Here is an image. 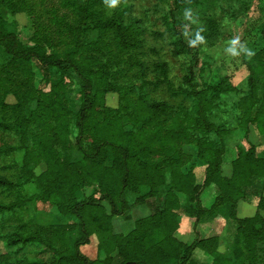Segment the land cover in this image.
I'll return each mask as SVG.
<instances>
[{
    "label": "trees",
    "instance_id": "16d2710c",
    "mask_svg": "<svg viewBox=\"0 0 264 264\" xmlns=\"http://www.w3.org/2000/svg\"><path fill=\"white\" fill-rule=\"evenodd\" d=\"M118 1L124 7L107 18L96 10L107 0H66L65 7L78 17L80 26L67 25L73 47L62 54L47 36H43V41L35 40L33 46L22 43L9 29L2 9L7 8L16 16L28 13L30 7L25 0H0V111L11 112L14 117L11 124L0 121V131L15 134L20 143L0 147V161L23 153L18 181L0 176V189L15 191L32 182L38 191L28 199L0 204V216H17L26 207L42 203L79 221L78 227L57 224L51 232H35L28 224H21L18 231L4 238L6 249L16 259H0V264H189L197 249L212 257V264H264V157L258 155V145L238 148L231 176L224 175L225 142L231 132L214 125L209 114L215 102L235 88L228 78H219L206 89L195 83L201 65L200 51L217 32L213 19H207L209 35H196L189 43L177 27L175 14L192 2L173 0L167 18L172 25L173 55H192L194 59L185 77L187 88H174L166 63L155 66L158 77L154 83L143 79L142 69L138 75L142 80L139 103L133 106L132 128L126 130L118 111L106 109L103 115L97 111L101 98L117 89L109 83L108 66L85 55L98 49L82 40L85 32L92 29L102 36L112 35L121 51L141 48L144 30L139 20L129 17L128 2L133 0ZM255 59L263 63L260 57ZM241 60L249 72L247 135L251 126L264 136V92L258 98L259 82L264 83V66L246 60L244 53ZM33 66L42 76L38 88L34 85ZM56 72L60 73L57 78ZM15 74L23 76L20 84ZM72 75L81 79V107L69 120L71 112L65 104L64 91L72 84ZM149 85H165L173 97L191 99L195 102V115L167 114L168 104H147L145 89ZM10 96L16 100L14 104H8ZM72 128L77 130L75 147L83 155L76 163L62 159L56 148L62 139L69 144ZM88 134L93 140L89 149L84 143ZM184 145H196L197 158L206 164L200 180L194 165L189 171H182L189 160ZM40 165H45V170L37 175L35 168ZM259 182H263L260 189ZM212 186L218 188L219 195L211 209H206L201 196ZM91 188L92 194H86ZM128 195L135 198L133 203L128 201ZM240 201L253 204L256 214L242 217L238 212ZM138 206L147 207L149 214L139 218L130 233L114 234L113 219L131 221L130 211ZM219 209L223 210L228 234L235 237L230 251L220 250L221 238L205 239L196 233L192 242H184L175 237L181 217L190 218L196 231L205 215ZM77 228L80 238L72 239L70 245L66 230ZM94 235L98 236V250L105 254L104 259L90 260L81 253V247L89 245ZM30 243L46 247L53 261L19 260Z\"/></svg>",
    "mask_w": 264,
    "mask_h": 264
},
{
    "label": "rangeland",
    "instance_id": "374dc122",
    "mask_svg": "<svg viewBox=\"0 0 264 264\" xmlns=\"http://www.w3.org/2000/svg\"><path fill=\"white\" fill-rule=\"evenodd\" d=\"M20 2L22 0H15ZM30 7L28 13L13 15L7 8L2 9V15L18 39L29 46L36 44L35 40L43 41V36H47L53 47L64 54L73 47L70 44L73 40L68 31V26L78 28L80 22L72 10L64 5L66 0H25ZM192 4L188 8H183L176 15L178 29L183 33L186 40L190 43L193 38L199 34L209 35L207 19H213L217 32L208 40L200 51L201 65L199 67L195 83L198 88L206 89L209 84L219 78H228L229 83L235 88L234 91L223 95L215 102L213 110L209 114V120L224 131L231 132L228 143L243 141V146L248 149L251 143L261 145V139L258 131L249 126V134L245 126V112L249 105L248 96L250 88L248 85L249 72L241 60L244 53L246 60L252 61L254 65L264 66V0H189ZM129 17L140 21V26L144 30L143 42L138 50L121 51L113 41L112 35H100L99 32L89 29L82 36L85 43L94 45L96 52H85L88 57L98 59L103 65L108 66L109 83H112L117 89L115 92L108 93L101 98L97 111L102 115L105 110L119 112L122 116L123 126L130 130L133 124V111L137 106L138 88L142 85V80L138 76L143 69V79L154 83L158 74L155 66L160 63H166L169 68L168 77L175 89L187 88L185 77L189 73V67L193 65L192 55L175 57L173 55V39L170 29L172 25L168 23V16L173 5V0H133L129 1ZM124 7L122 1L116 0L114 7L109 3L98 7L96 10L107 18L113 17L117 11ZM128 16V15H127ZM89 27H93L90 25ZM233 41H238L233 44ZM96 45V47H95ZM234 49L235 51H230ZM260 57L263 63H260L255 57ZM98 70V68H94ZM35 73L34 85L38 88L41 85L42 76L33 66ZM60 73L55 74V78ZM18 84L23 80V76L15 74ZM262 78V76H261ZM72 84L64 91L65 104L72 114L79 111L81 107V79L71 76ZM95 84V83H94ZM264 83L259 82L258 98H262ZM97 91V86H94ZM146 103H166L169 105L167 114L184 116L185 113L195 115V102L186 99L183 96L173 97L165 85L155 88L149 85L145 89ZM8 104H14L16 100L10 96L7 99ZM0 121L13 123L14 117L11 112L0 111ZM74 126V121L71 123ZM75 128L71 129L69 144L65 140H59L56 147L62 156L69 162H79L83 155L76 149ZM197 136L202 138L201 134ZM228 137H226L227 141ZM93 140L88 134L84 140L85 147L89 149ZM236 142V143H237ZM20 146L19 138L12 133L0 131V147ZM189 147L184 150V147ZM240 148V146L238 147ZM183 151L189 157L186 162L185 170L189 171L194 165L198 166L197 158L198 147L196 145H184ZM23 153L19 152L0 161V176L5 177L12 182H17L21 176ZM202 169L204 164H200ZM45 170V165L35 168L37 175ZM199 177V176H198ZM200 180V177H199ZM260 189L263 182L257 183ZM93 188L87 189L86 194L91 195ZM36 186L30 182L22 189L15 191H5L0 189V204H11L19 200L28 199L37 193ZM133 196L128 195V201L134 202ZM109 209L108 204H104ZM132 220L127 221L122 217H116L112 221L113 232L120 228L121 233L128 234L135 228L136 221L149 214L147 207H134L130 211ZM191 221L190 218H186ZM21 224H28L35 232L43 229L51 232L53 227L60 225H75L78 227L79 221L72 217L60 215L55 208L37 203L24 209L19 215L3 219L0 216V259L13 261L17 256L6 249L4 238L12 235L19 230ZM227 226V225H226ZM191 229V225H190ZM67 242L80 238V231L66 230ZM221 250L230 251L234 241V235L228 234L226 227ZM90 244L81 247V253L88 259L96 257L99 239L94 235L90 239ZM264 256V254H263ZM19 260L29 263H50L53 261L52 253L41 244L30 243L25 247L23 254L18 256Z\"/></svg>",
    "mask_w": 264,
    "mask_h": 264
},
{
    "label": "crops",
    "instance_id": "0c3cea01",
    "mask_svg": "<svg viewBox=\"0 0 264 264\" xmlns=\"http://www.w3.org/2000/svg\"><path fill=\"white\" fill-rule=\"evenodd\" d=\"M230 137H231V134L228 136V139L225 142L226 152L223 157V160H224L223 171H224V175L227 177H230L232 174V162L236 160L238 147L240 146V148L247 149L245 148V146H243L244 140H241V139L238 142L236 141L237 143L236 142L228 143V140L230 139ZM251 144H254V143H251ZM186 148H189V147L187 146L184 147V150H186ZM257 153L258 155L264 157V138L263 140L261 139V145H258ZM201 163L204 164L203 169H202L203 165L200 166ZM205 167H206V164L203 161L199 160L198 166L197 168H195L194 172L195 174H197V176L200 177V179L203 177ZM182 171L184 173L187 172L185 170V166L182 168ZM218 195H219V190L216 186H212L208 188L201 196V203L203 207L206 209H211ZM238 212L242 217H252L256 214L257 208L253 204L240 201L238 204ZM190 225H191V229H190ZM226 227H227L226 221L223 218V210L219 209L214 214L205 215L202 218V221L200 222V224L197 226L196 231H194L193 229L194 225H193L192 220L188 222V220L185 217H181L180 227L176 231L175 237L179 240H183L184 242H192L197 236V234L200 237L205 238V239L221 238V244H220L221 245L220 250H221L222 244H223V235H224ZM113 233L116 235H126V234L121 233L120 228H116V232H113ZM98 258L104 259L105 254L97 250L96 257L92 258L91 260H96ZM212 263H213L212 257L207 256L204 253V251L200 249H197L194 252L193 257L191 261L189 262V264H212Z\"/></svg>",
    "mask_w": 264,
    "mask_h": 264
},
{
    "label": "clouds",
    "instance_id": "9594fccd",
    "mask_svg": "<svg viewBox=\"0 0 264 264\" xmlns=\"http://www.w3.org/2000/svg\"><path fill=\"white\" fill-rule=\"evenodd\" d=\"M107 2L109 3V6L110 7H114L115 6V4H116V0H107ZM238 43V41H233V44H237ZM230 51H235L234 49H230Z\"/></svg>",
    "mask_w": 264,
    "mask_h": 264
}]
</instances>
